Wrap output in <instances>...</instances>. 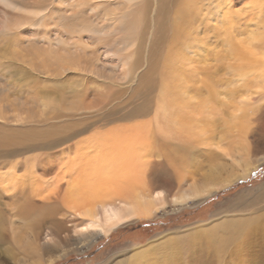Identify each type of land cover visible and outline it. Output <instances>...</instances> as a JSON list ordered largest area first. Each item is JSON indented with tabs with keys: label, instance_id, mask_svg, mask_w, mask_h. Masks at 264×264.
I'll return each mask as SVG.
<instances>
[{
	"label": "rangeland",
	"instance_id": "rangeland-1",
	"mask_svg": "<svg viewBox=\"0 0 264 264\" xmlns=\"http://www.w3.org/2000/svg\"><path fill=\"white\" fill-rule=\"evenodd\" d=\"M173 2L175 7L178 2ZM251 2L228 0L229 6L212 9L210 15L202 11L203 5L199 3L196 11L202 19L194 24L196 34L181 41L186 43L182 55L195 60L188 65L189 76L194 78L193 87L204 88L210 78L219 84L214 87L215 101H206L207 96L203 95L189 100L190 110H196L199 103L204 102L202 110L205 109H200L202 113L194 117L241 119L246 130L252 131L249 135L252 140L253 136L264 138V67L257 73V66H251L255 63L252 42L264 35L262 24L257 25L250 17ZM148 3L147 11L142 12ZM157 3L158 0H0V150L35 145L39 142L40 130L68 126L75 131L88 127L84 133L54 148L0 158V264H118L123 259L129 261L132 255L150 246L173 242L162 259L169 263L167 258L182 252L174 242L178 244L183 240L187 243L184 249L189 251L202 243L199 239L205 241L209 237L206 233L216 234L217 227L222 226L225 230L239 229L240 233L241 229L246 230L229 248L227 258L230 260L226 264H264V241L253 245L258 237L264 240V160L250 164L249 168L258 167L245 180L213 188L208 196L167 201L158 194L154 198L153 212L132 214L118 200L110 201L119 193H130L135 196L127 205L132 206L139 184L148 182L152 171L156 166L161 167L166 159L155 152L147 157L145 150L153 141L150 128L157 118L165 120L166 115L160 110L158 68L152 70V66L155 61L161 66L169 50L177 49V45H173L175 37L173 40L170 37L175 33L170 19L172 12L168 13L170 17L167 14L165 31L159 29L160 25L156 29ZM235 14L238 18H233ZM202 31H206V35ZM161 36L164 41L157 40ZM231 47L249 58L248 63L242 62V73L246 77L237 75L235 63L230 59ZM199 56L206 60L197 61ZM220 57H224L223 60H216ZM261 58L258 56V61ZM150 80L154 81L153 91L148 95L146 88ZM146 102V115H134V109L142 108ZM137 124L145 125L139 150L142 156L132 154L112 159L102 155L103 149L94 147L93 151L86 149L85 153L78 154L82 160L78 168L72 162L79 159L67 150L78 142L91 139L92 143L108 144L105 141L117 137L119 129L126 132V128ZM126 133L130 139L137 137L135 130ZM29 135H34V140L28 138ZM59 136L52 134L44 142H55ZM262 146L264 153V144ZM196 150L192 149V153ZM42 153L49 158L59 157L53 173L44 175L39 169L33 171L29 159L40 157ZM17 162L19 165L15 166ZM31 170L36 179L42 180L36 186L40 196L35 197L36 204L57 190L55 186H60L61 197L68 200L67 208L54 216V220L64 222L67 232L55 236L54 227L47 223L37 242L33 241L34 231L29 224L32 217L21 215V204L32 191L30 181L21 180L30 176ZM60 179L63 181L57 184ZM22 184L27 187L23 192ZM149 189L156 193L161 191L154 186ZM258 199H262L261 204L250 205ZM100 201L121 208L122 222L105 226ZM73 208L82 214L94 209L104 231L87 233L84 229L87 218ZM32 248L44 251L33 257L29 254ZM205 258L202 263L192 264H219L214 254ZM173 263L181 264L178 260Z\"/></svg>",
	"mask_w": 264,
	"mask_h": 264
},
{
	"label": "bare ground",
	"instance_id": "bare-ground-1",
	"mask_svg": "<svg viewBox=\"0 0 264 264\" xmlns=\"http://www.w3.org/2000/svg\"><path fill=\"white\" fill-rule=\"evenodd\" d=\"M173 1L174 0H158L157 9L155 8L156 11L154 10L156 12V16L154 18L156 29L158 27L157 25H160L159 29H164L162 31H165V28L163 27L166 24L165 20H167V14L171 12L173 13V17H171L170 19L172 20L171 25L174 27L173 30H175V33H173V37H170L172 40L175 37V43L173 45L176 44L177 49L175 46V48H173L176 49L174 50V52H172L171 50H169L170 52L168 51L169 53H167L165 59L162 58L163 61H161V66H158L156 64V61L155 64H153L152 66V70L158 68L160 93L159 100L160 104L162 103V109L160 110H163L166 115L165 120L157 118V120L153 123V127L150 128V134L153 137V141H151L149 147L145 149L147 157H149V155L152 156V154H154L153 152H155L158 153L159 157L165 156L166 159H164V163L162 162L163 164L161 165V167L156 166V168L152 171L148 182H142L143 180H141L140 182H142V184H139L141 186L137 185L139 191H137L136 189L137 196L135 200L131 202L132 206L128 207L127 205L130 204V201H132L135 196L130 195V193H119L118 195H116V197L110 200L111 202L118 200L119 204L124 205V207H127L125 210L132 214H136V212H139L141 214L153 212V209L155 208L154 198L158 194L164 196L165 200L167 201H172L176 199H180L182 201L190 199L192 197L208 196L213 188H220L222 186L230 185L231 182L236 181L238 179L245 180L249 176L251 171L258 167L254 166L252 168H249L251 166L250 164L257 160L261 163L264 160V153L262 150L264 138L261 139L256 136H253V139L251 140L249 135L252 134V131L250 130V128H248L249 131L246 130L244 122H242L241 119L233 118L232 120L228 121L220 118H215L216 116L212 117L210 115L207 116V118H202L200 116L198 118L194 117L195 114L200 115V113H202V111L205 109L204 108L202 110V104H204L203 100L199 103L198 107H196V110H190L187 106L189 100L191 98L194 99L195 96L201 97L203 95L207 96L206 101H215L217 95L214 91V87L216 88V86H218L219 84L216 80L214 81V79L212 80V78H210L209 82L204 85V88H200L201 90L197 89L196 87H193L194 85H192V82L194 81V78L193 76H189L188 65L194 63L195 60L189 58L188 56H183L185 50L182 51V49L186 43L182 42L181 40L186 38L188 40V37L193 38L194 33L196 34L194 24L196 21L199 22L200 19H202L200 18L199 13L196 11L198 9L199 3L203 5H201L202 8L200 6L199 9L201 8L202 11L205 10V12L210 15L212 9L221 8L222 5L229 6L227 4L228 0H176L178 4L175 7H173ZM141 6H143V4ZM145 6V8L142 7V12H144V9L147 11L149 3ZM227 6H223V8ZM249 10L251 19L253 21H256L257 25L262 24L263 27L261 26V28L263 29L262 32L264 35V0H252ZM205 12L204 14H206ZM235 15V17L233 18H238L237 14ZM129 22L132 21L130 20ZM146 27H148V25ZM170 32L172 34V31ZM205 32L206 31H204L203 33L205 34ZM157 40L164 41V37H158ZM188 45L186 46L189 47ZM251 47V50L256 52L257 54H254V52L251 53L253 56H255V63H251V66H257L255 69V72H257L261 70L262 67H264V37H261L260 39H254ZM229 52L231 54L230 59L235 63V68L238 71L237 75L239 74L241 78L246 77L247 75L242 73V62L248 63L249 58H247L245 54L237 51L235 47H231ZM258 56L262 57L260 59L261 61H258ZM202 57L200 58L199 56L200 59L197 58V61L206 60V57L204 60L202 59ZM223 58L224 57H220V59L216 58V60H223ZM230 59L226 60L228 61ZM262 72H264V70H262ZM246 73L249 74L250 72L247 71ZM153 82L154 81L150 80L148 86L146 85L148 87L146 88V92L148 95H150L149 93L153 91ZM137 93H139V91L135 92V95H137ZM146 105L147 102L145 105L142 106V108L134 109V115H146ZM200 109L202 111H200ZM72 128L73 127L65 126L59 128V130H40L37 133V140L39 141L37 144H24L22 147L18 148L4 147V149L0 150V158L3 159L4 157H17L22 156L23 154H32L33 152L39 153L41 150L43 151L50 148H54L56 146H59V144L65 143L68 140L74 139L75 137H77V135L84 133V131H86L88 127L86 126L75 131H73ZM123 129H125V127ZM143 129H145V125L140 124L133 126V128H126V132H132L133 130L136 131L135 135L137 137H133L132 139L127 136L128 133L124 132L122 129H119L120 131L117 130L119 131V134H117L118 136L115 137L116 139L114 138L107 139L106 141L104 140L105 142H108V144H104V142L102 143V141L92 143V140L88 139L82 142H78L77 145H75L74 147H70L67 151L68 153H74L77 159H79L78 161H72L73 163H75V166L77 165V168L82 164V160H80L81 158L78 157V154L85 153L87 150L93 151L91 149L94 147H97L98 150L103 149L104 151H101L102 155L105 154L104 156H107L112 159L114 157L121 158L124 155L127 156L132 154L142 156L143 154L139 150H141V145L145 135V131H143ZM52 134L60 135L59 140L55 142H44V140H46L49 136L51 137ZM33 136L34 135H29L28 138L34 140L32 139ZM261 141L262 143H260ZM192 149L197 150L195 153H192ZM42 154L43 155H41L40 157L38 156L29 159L33 171L36 172V170L39 169L44 175L53 173L55 171V164H57L56 162L57 160H59V157L55 156L49 158L45 156L46 153ZM261 157H263V159H261ZM124 159L126 158L124 157ZM25 162H27V160H25ZM18 165V162L15 163V166ZM33 171L31 170V173H29L30 176L27 175L26 179L21 180L22 182L26 181L27 183L28 181H30V183L28 184L31 186L30 189L32 190L24 198L23 203L21 204V215L26 218L32 217L31 223H29L30 221L28 223L31 224L30 226L34 231V235L32 237L34 239L33 241L37 242L39 241L43 233V229L45 227L44 225L47 223L51 224L54 227L52 229V232L55 236H60L62 232H67L68 228L64 225V222L54 220V216H57V214H59L62 209L64 210V208H67L66 205L68 200L65 197H61L60 186H55V189L57 188V190L47 196L45 195V197L40 199V204H36L35 197H40L39 193H37L36 186L41 183L42 180L40 182L39 179H36L34 177ZM16 179L17 178H15V180ZM63 180H65V178ZM63 180L60 179L59 181H57V184L61 183ZM71 182L73 181L71 180ZM32 185H34V187ZM71 185L73 186L74 184L72 183ZM153 186L160 188L161 191L157 193L155 191L151 192V189L149 188ZM24 188L27 187L23 186V188H21L22 192L26 190ZM69 188L72 189L71 187ZM68 197H70V195ZM143 199H146V201H143ZM100 202L103 204L102 206L104 208L102 215L103 224L105 226H117V223L122 222L120 217V215L122 214L121 208H113L112 206L102 201ZM257 203L258 205L261 204L262 199H258L256 203L252 201L250 205H257ZM36 209H39L38 211H36L39 212V214H36V212L34 211L31 212L32 210ZM73 209L74 212H78L80 215L84 216L85 219L87 218V226L84 227L87 233L92 230L97 231L98 229L104 231V228H101V225L98 222L99 218L96 215L94 209H91L89 212L85 211L84 214H82V212L75 208ZM253 225L254 223L252 224V226ZM217 229L218 231L216 234L213 231V233H206L205 236H209L205 239V241H207L206 243H204V240L199 239L198 241H202V243H198L197 246L194 248L191 247L189 251L184 249L186 248L184 244L187 243L183 240H180L182 242L178 244L174 242L175 246L179 245V247L182 248V250H180L182 252H179L178 256L175 253L169 258H167L169 260V263H167L165 259L164 261L162 259L165 257V252L168 251V248L171 247L170 245L173 244V242H167L163 246H150V248H148L147 250L137 252L135 255H132L129 261L128 259H123L119 261L118 264H171L177 260L181 264L186 262V260L190 261V264L195 261L202 263L203 261H206L205 257L210 258L211 254H214L218 257L219 264H226L230 260L227 258L229 248L233 246L232 244L236 241V237L244 233L246 230L241 229L242 233H240L239 229L232 228L225 230L223 229V226L220 228L221 230L219 229V227H217ZM85 237L88 238L89 236L85 235ZM263 241V238L261 239L258 237L256 238L255 243H253V245L257 243H263ZM52 249H54V251L57 250L56 248ZM43 251L44 249L42 250L39 248H32V252H30L29 254L33 257H36L40 256ZM257 251H255V253ZM187 253L189 254V256L187 255ZM176 258L178 259L176 260Z\"/></svg>",
	"mask_w": 264,
	"mask_h": 264
}]
</instances>
